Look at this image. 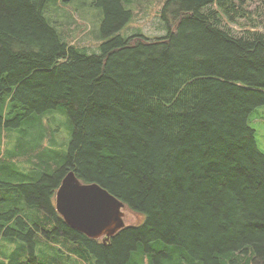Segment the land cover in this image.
<instances>
[{
  "label": "trees",
  "instance_id": "obj_1",
  "mask_svg": "<svg viewBox=\"0 0 264 264\" xmlns=\"http://www.w3.org/2000/svg\"><path fill=\"white\" fill-rule=\"evenodd\" d=\"M54 1L0 0V264H264V33L230 27L264 0H163L154 38L122 33L153 0H60L96 12L90 51ZM45 116L65 153L39 145ZM69 171L140 220L106 241L66 225Z\"/></svg>",
  "mask_w": 264,
  "mask_h": 264
},
{
  "label": "rangeland",
  "instance_id": "obj_2",
  "mask_svg": "<svg viewBox=\"0 0 264 264\" xmlns=\"http://www.w3.org/2000/svg\"><path fill=\"white\" fill-rule=\"evenodd\" d=\"M163 0L153 1H134L130 8L133 18L126 25L123 32L125 35H131L135 32H141L147 37L154 38L164 34V28L159 19V10ZM258 4H252L248 10H251L247 18L238 20L236 24H231L234 33H240L244 29L253 28L264 33V11L256 9ZM46 16L58 28L63 38L70 44L84 47L87 50H95L98 44L96 38L98 31V16L95 11L87 7H79L74 4H63L60 0L48 3L46 7ZM59 121L57 125L52 118L47 116L44 119L46 124H42L40 130L44 132V137L39 145L47 150L56 153H65L69 140V133L66 129V122L60 123L62 118L54 117ZM42 119V118H41ZM59 127V128H58ZM18 136V135H17ZM49 136H55L53 140ZM255 138L260 150L264 152L263 140L264 133L256 129ZM53 140V142L51 141ZM43 150V149H41ZM124 223H136L140 219L135 214L124 210Z\"/></svg>",
  "mask_w": 264,
  "mask_h": 264
},
{
  "label": "water",
  "instance_id": "obj_3",
  "mask_svg": "<svg viewBox=\"0 0 264 264\" xmlns=\"http://www.w3.org/2000/svg\"><path fill=\"white\" fill-rule=\"evenodd\" d=\"M57 214L88 238L108 240L125 226V205L96 183H82L69 171L54 195Z\"/></svg>",
  "mask_w": 264,
  "mask_h": 264
}]
</instances>
